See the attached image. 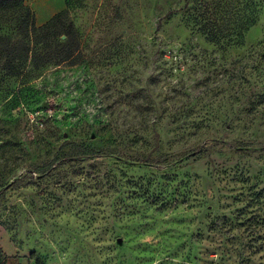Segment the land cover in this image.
<instances>
[{
  "label": "rangeland",
  "instance_id": "374dc122",
  "mask_svg": "<svg viewBox=\"0 0 264 264\" xmlns=\"http://www.w3.org/2000/svg\"><path fill=\"white\" fill-rule=\"evenodd\" d=\"M65 2L0 7L5 264H264V0Z\"/></svg>",
  "mask_w": 264,
  "mask_h": 264
},
{
  "label": "trees",
  "instance_id": "16d2710c",
  "mask_svg": "<svg viewBox=\"0 0 264 264\" xmlns=\"http://www.w3.org/2000/svg\"><path fill=\"white\" fill-rule=\"evenodd\" d=\"M184 6L188 7L191 3V0H184ZM218 4L217 7L214 9V15L216 16L217 11L219 9H222V11L225 9V6H227L228 4H224V2H221V0H218ZM65 9L61 10L60 12L56 13L55 15H53L46 23L40 25V26H33V33L34 36L39 35L41 33H48V35H50V32L52 31L53 28H55V23L59 21V19L61 17H63L64 15L67 14L69 7L72 6L71 3L69 2H65ZM9 6L11 9H13L14 11H19L21 16H30L31 13V9L25 4V0H0V7L3 6ZM205 10L206 7L203 8V14H205ZM176 12V11H175ZM174 11L169 12V14H173L175 13ZM207 17H203L202 18V22L201 25L199 26V31L205 36V39L210 42V43H217L219 41V39L223 38V37H234V43H242L243 39H244V34H246V32L255 24V20H251L250 18H245V19H239L237 22H235L237 24V26L235 27H231V24L229 21L227 20H223V21H212L209 22L207 20H205ZM194 20L198 21L196 16H194ZM229 25V26H226ZM233 34V35H232ZM42 35V34H41ZM46 36L49 37V36ZM231 35V36H230ZM39 40L36 38V40H34V43L37 45L39 44ZM41 43V42H40ZM60 58H57L56 62H63L65 61L62 56H59ZM33 58V57H32ZM34 60V58H33ZM33 60L31 62H33ZM51 57H49L48 59L45 57L42 60V65H48L51 64L52 62L50 61ZM26 58L21 60L16 66L11 67L8 71L9 75H18L21 74L22 71L24 70V65L26 63ZM36 67H38L36 65ZM0 264H5V258L3 256V254L0 251Z\"/></svg>",
  "mask_w": 264,
  "mask_h": 264
},
{
  "label": "crops",
  "instance_id": "0c3cea01",
  "mask_svg": "<svg viewBox=\"0 0 264 264\" xmlns=\"http://www.w3.org/2000/svg\"><path fill=\"white\" fill-rule=\"evenodd\" d=\"M57 3H53L52 6H48L47 9H42L37 0H25L28 7L35 12L36 20L39 25L46 23L53 15L60 12L65 7L64 0H56Z\"/></svg>",
  "mask_w": 264,
  "mask_h": 264
},
{
  "label": "bare ground",
  "instance_id": "6f19581e",
  "mask_svg": "<svg viewBox=\"0 0 264 264\" xmlns=\"http://www.w3.org/2000/svg\"><path fill=\"white\" fill-rule=\"evenodd\" d=\"M38 1H39V0H38ZM45 1H46V0H40L39 4H40V3H44V4H45V3H46ZM47 2H48V1H47ZM47 4H49V3H47ZM45 5H46V4H45ZM40 7H41L42 9H44V11H45V9L48 8V5H46V6L42 5V6H40Z\"/></svg>",
  "mask_w": 264,
  "mask_h": 264
}]
</instances>
